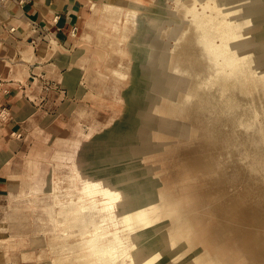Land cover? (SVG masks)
<instances>
[{
  "label": "rangeland",
  "instance_id": "obj_1",
  "mask_svg": "<svg viewBox=\"0 0 264 264\" xmlns=\"http://www.w3.org/2000/svg\"><path fill=\"white\" fill-rule=\"evenodd\" d=\"M11 1L0 0V5ZM168 1L100 0L95 9L93 2L86 6L76 50L63 56L65 88L61 82L48 84V92L65 91L64 106L58 112L52 107L48 114L36 113L32 127L13 132L16 142H26L18 147L13 164L14 172L21 173L18 189L0 197V264H104L90 255L84 242L93 224L73 221L68 210L92 199L82 189L95 169L107 168L124 155L151 151L152 173L173 182L177 191L189 186L195 222L207 228L212 254L228 256L225 264H264V80L254 74L251 63L257 58L264 65V0L240 4L241 26L236 21L232 26L250 31L245 41L255 51L234 67L221 66L222 57L209 48L221 42L219 31L228 29L225 24L217 30L226 16L213 5L218 19L209 22L202 15L198 32L187 34L186 52L180 55L183 60L187 52L197 57L189 65L176 60L175 69L193 76L202 69L203 77L212 72L211 88L205 96L178 103L175 117L187 122L190 131L177 123L178 134L160 143L153 137L164 126L163 114L169 120L170 110H160L168 85L154 65L163 42L153 39L146 20L152 15L179 20L166 7ZM104 2L125 8L142 3L146 20L126 25L125 14L108 13ZM14 60V76L22 78L27 67ZM46 98L28 99L43 109ZM11 113L6 108L7 120L2 122H9ZM95 196L103 200L101 194ZM104 225L114 229L112 222Z\"/></svg>",
  "mask_w": 264,
  "mask_h": 264
},
{
  "label": "bare ground",
  "instance_id": "obj_2",
  "mask_svg": "<svg viewBox=\"0 0 264 264\" xmlns=\"http://www.w3.org/2000/svg\"><path fill=\"white\" fill-rule=\"evenodd\" d=\"M241 3L243 0H169L166 7L179 17V20L170 17L163 19L155 15L146 20L148 13L142 3H130L128 8L111 2L103 3V9L108 13L113 11H117L119 15L124 13L126 25L130 22L141 25L146 20L153 30V39L159 43L163 42V50L154 65L168 85V92L162 96V103L160 102V110L166 106L170 111L169 120L163 114L164 126L160 127L161 131L155 134L154 141L161 143L168 138H174L178 134L175 129L177 123L190 131L187 122H178L175 117L179 111L178 103L194 95L200 96L204 93L203 96H205V92L211 88L212 78L209 76L212 72L208 77H203L202 69L195 76L181 70L182 68L175 69L176 60L189 65L190 59L197 57L196 54L193 56L187 52L186 59L183 60L180 53L186 52L187 34L190 32L193 35L197 31L195 28L202 15L207 16L209 22L218 17V12L226 16L216 27L219 31V28L226 24L228 28L219 31L221 42L209 47L218 57H222L221 66L234 67L240 60H246L250 53L255 51L245 41L248 36L246 33L250 31L244 33L240 27L232 26L234 21L239 22L241 26L240 20L243 16L238 14ZM212 5L217 13L212 9ZM91 7L95 9L97 4L92 3ZM193 38L194 36L191 37V42ZM251 63L256 72L254 74L258 73L264 80V65L257 58ZM191 112L193 113V110ZM151 155L153 157L155 152L124 155L113 161L107 168L95 169L94 174L86 179L82 191L84 190L83 193L89 194L92 199L88 203L70 206L71 210L68 212L72 213L73 221L78 220L84 223L90 220L93 224L94 229L91 234L88 233L91 237L87 241L84 240L90 247L87 249L91 251L90 255L97 256L104 264H225L224 258L228 256L212 254L206 239L207 228L195 222L194 211L187 198L190 193L189 186L184 185L181 188L182 192L177 191L178 188L176 189L173 182L170 184L152 173L149 163ZM96 194L102 195L101 202L95 198ZM108 221L112 222L114 229H106L107 225L104 224ZM84 226L85 224L83 229L86 228ZM94 263H97V260Z\"/></svg>",
  "mask_w": 264,
  "mask_h": 264
},
{
  "label": "crops",
  "instance_id": "obj_3",
  "mask_svg": "<svg viewBox=\"0 0 264 264\" xmlns=\"http://www.w3.org/2000/svg\"><path fill=\"white\" fill-rule=\"evenodd\" d=\"M96 1L100 0H28L24 4L11 1L0 5V76L11 83L10 92L0 90V103L12 112L9 122L0 121V197L18 189L21 173L14 172L13 164L26 141L16 142L13 132L32 127L36 113L48 114L52 107L58 112L64 106L65 91L48 92L49 86H30L32 78L38 74L48 84L61 82L65 88L63 56L75 52L86 6ZM14 57L27 67L22 78L14 76ZM28 96L47 97L41 105L44 108L36 107Z\"/></svg>",
  "mask_w": 264,
  "mask_h": 264
},
{
  "label": "built area",
  "instance_id": "obj_4",
  "mask_svg": "<svg viewBox=\"0 0 264 264\" xmlns=\"http://www.w3.org/2000/svg\"><path fill=\"white\" fill-rule=\"evenodd\" d=\"M6 1V0H3ZM14 2L18 3V4H24L25 2H27L28 0H13ZM76 28H74L73 30L75 31ZM34 42V41H33ZM35 77L32 78V83L30 84V86H34L37 87L38 86V82L36 81V78H39V81L41 83V86L44 88H47L48 83L46 82V79H44L42 76H39L38 74H34ZM19 83H22L21 80H17ZM10 87H11V83L10 80L7 79V77H1L0 76V90H2L4 93H8L10 92ZM28 98L31 100L32 97L28 96ZM0 103V121H4L6 118H4V110L6 109V107ZM7 120V119H6Z\"/></svg>",
  "mask_w": 264,
  "mask_h": 264
}]
</instances>
